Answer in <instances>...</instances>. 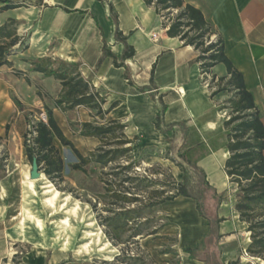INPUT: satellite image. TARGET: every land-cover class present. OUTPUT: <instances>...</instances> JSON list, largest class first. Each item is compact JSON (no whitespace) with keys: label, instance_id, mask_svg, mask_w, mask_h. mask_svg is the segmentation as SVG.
Masks as SVG:
<instances>
[{"label":"crops","instance_id":"0c3cea01","mask_svg":"<svg viewBox=\"0 0 264 264\" xmlns=\"http://www.w3.org/2000/svg\"><path fill=\"white\" fill-rule=\"evenodd\" d=\"M25 1V6L0 13V25L8 19L19 21L16 35L26 44L21 49L16 43L12 47L14 53L8 57L9 64L0 66V143L6 151L0 171V196L6 202L5 208L0 207V264H50L49 257L46 260L49 250L41 244L35 243L22 253L18 251L21 241L29 239L12 231L16 216L10 214L9 208L17 195L22 196L24 182L29 191L35 192V180L28 178L30 169H26V163L31 161L23 140L32 108L43 105L50 110L62 133L83 156L92 152L99 140L80 135L81 123L120 122L124 124L125 136L134 141L131 150L134 154L136 151L138 158L145 148L160 149L165 145L164 135L154 126L156 100L151 99L147 91L136 88L146 85L151 74L158 93H166L168 100L164 124L183 121L187 129L193 125L201 133L195 144L187 146L192 147V158L222 198L216 208L217 216L222 218L218 226L222 235L220 260L224 264L235 260L239 264H264L261 258L246 252L249 231L234 211L235 187L224 172L228 156L226 141L220 145L216 142L221 116L213 111L214 103L195 61L197 51L190 45H182L177 37L167 36L161 17L143 0ZM184 1L198 8L214 33L220 35L224 52L242 73L244 85L264 125V0ZM109 5L116 14V22ZM116 31L121 32V36L126 37L125 43L134 49V55L124 62L135 85L127 82L124 67L114 66L112 57L102 55L105 43L119 61L125 43L118 39ZM43 56L78 61L82 76L104 97L103 112L94 114L85 106L62 111L56 106L54 100L61 90L59 81L28 70L31 61ZM99 58L101 62L95 67ZM211 74L216 78L226 76V68L218 63ZM113 102L117 104L107 110ZM179 140L180 143L184 140L182 135ZM52 143L64 164L61 150H70L69 147L62 145L55 136ZM5 160L10 165H20L8 173ZM151 160L146 159L147 162ZM157 161L169 165L178 182L176 166L172 163L170 166L166 158ZM76 162L74 155L71 164ZM38 166L42 170L41 165ZM151 214L156 221V233L138 238L142 255L154 264H202L183 251L200 243L208 232V225L199 215L193 198L179 195L154 207Z\"/></svg>","mask_w":264,"mask_h":264},{"label":"trees","instance_id":"16d2710c","mask_svg":"<svg viewBox=\"0 0 264 264\" xmlns=\"http://www.w3.org/2000/svg\"><path fill=\"white\" fill-rule=\"evenodd\" d=\"M143 2L146 6L153 7L156 14L162 18V27L166 29L167 36L177 37L182 45H190L197 51L195 61L198 63L202 79L210 77V82L215 85L210 96L224 90L233 92V98L229 100L232 110L229 117L222 122L223 128L227 131L225 147L228 151L224 172L228 181L235 187L234 211L239 220L246 223L249 231L250 243L246 247V252L264 261V125L252 95L244 85L242 73L228 59L220 35L214 33L198 8L184 0H143ZM25 3V0H0V13L25 6ZM109 10L116 22L117 17L111 5ZM18 23V20L8 19L0 25V66L9 64L8 57L14 53L12 47L16 43L21 49L26 47L24 41L16 35ZM116 35L125 43L126 37L121 36V32L116 31ZM212 35H214L213 39H211ZM102 55L112 57L114 66L124 67L127 82L135 85L124 62L134 55L132 46L125 43L124 51L117 61L116 56L104 43ZM100 62L101 58L98 59L95 67ZM218 63L225 66L226 76L216 78L211 74L212 68ZM79 68L78 61L43 56L31 61L28 70L52 76L59 81L61 90L54 103L62 111L85 106L94 114L102 113L104 97L99 95L88 78L82 76ZM136 88L141 92L147 91L150 98L156 100L154 126L164 136L173 132L175 126L184 133L187 131L183 121L164 124L163 115L168 100L165 98L166 93H158L152 74L146 85ZM116 104L117 102H113L107 110ZM46 112L47 123L36 124L34 146L25 145L29 160L35 158L53 184L61 182L63 160L52 143V137L55 136L62 145L69 147L77 158V162L71 164V169L85 173L84 166L87 163L94 162L100 165L98 180L102 184L103 193L99 195L98 203L101 202L102 206L97 207V202H90L91 207L96 212L97 223L107 239L115 246H124L120 248L121 253L115 255L113 260L68 257L58 264H143L142 256L131 253L129 245L136 244L137 239L143 235L155 234L156 227L152 225L150 217L152 209L179 195L195 200L199 215L208 225V232L201 242L186 247L183 251L190 257L202 261V264H224L220 260L219 241L222 235L218 228L222 218L216 214V208L222 198L208 183L203 170L192 158L191 146L184 147L179 153V158L187 168L182 163L176 162L182 171L181 181H173L171 189H167L166 181L152 178L151 174L147 173L149 169H145L144 173L136 170L140 162L131 153L132 140L125 136L124 124L117 121H109L105 124L81 123L80 135L93 136L99 140V145L87 156H83L72 141L62 133L51 111L46 110ZM4 158L5 156L0 155V171L3 169ZM106 167L108 170L104 169ZM193 175H197L198 178L197 192L192 191ZM48 257L49 251L46 252V260ZM226 264H239V262L235 260Z\"/></svg>","mask_w":264,"mask_h":264},{"label":"rangeland","instance_id":"374dc122","mask_svg":"<svg viewBox=\"0 0 264 264\" xmlns=\"http://www.w3.org/2000/svg\"><path fill=\"white\" fill-rule=\"evenodd\" d=\"M32 2L38 3V0ZM203 82L207 83L206 87L208 92L211 93L215 85L210 82V77L203 80ZM231 98H233V92L227 90L210 96L214 103V113L221 116V129L218 133L219 135L216 136L219 139L216 141L218 145L225 142L227 138V131L223 128L222 122L229 117L232 110L229 102ZM39 107L46 109L43 105ZM39 107H33L30 112L38 110ZM181 135L184 139L182 143L179 140ZM200 136L201 133L194 129L193 125L185 133L176 126L173 132H169L164 136L165 145L163 148H145L138 158H136V151L134 154L131 150L134 158L140 162L136 166V170L144 173L145 169H149L147 173H150L152 178L166 181V184H168L167 189H171L172 182L177 181L172 175L169 165H162L157 160L168 159V164L172 163L173 166H176L178 170L176 172H179L177 173V179L181 181L182 171L176 165V162L182 163L186 168L187 166L179 158V153L185 146L195 144ZM132 143L130 144L131 148H133ZM5 154L6 151L0 143V155L5 156ZM61 155L64 158L61 182L56 185L53 184L46 177L43 170H40L42 176L40 179L35 180V192L29 191L24 182V185H22L23 191L21 190L22 196L17 195L14 201L10 203V214L13 213L12 215L16 216L13 219L14 226L12 231L14 234L17 231L23 239H29L21 241L18 251L22 253L35 243L41 244L45 250H49L50 264H58L68 257L74 259L98 258L113 260L115 255L121 253L120 248H124V246H115L107 239L101 226L97 223L96 212L91 207V203L94 202H97V207L102 206L101 202L98 203L100 200L98 197L103 193L102 184L98 180L101 166L94 162H89L84 166L86 170L84 173L71 169V161L74 158L71 150L65 148L61 150ZM148 158L152 160L147 162L146 159ZM5 163L8 173L15 169L17 165H20L17 163L10 165L8 160H5ZM30 166L31 162H27L26 169L29 170ZM104 169L108 170L107 167ZM188 174H190L189 171ZM191 183L193 185L192 191L197 192V175L191 177ZM17 185L18 182L15 187ZM16 191L18 192L19 189ZM55 191H57L55 197L58 196L54 198V204L51 205L47 201V197H50ZM169 192L170 190H168ZM1 206L5 208L6 202L0 196ZM12 207L15 210L12 211ZM3 215H6V211ZM150 215L152 214L150 213ZM151 218L152 225L156 226L154 217ZM17 220L19 221L16 222ZM129 249H131V253L142 256L143 264H154L146 255L140 253L138 241L136 244L129 245ZM18 256H20L19 253Z\"/></svg>","mask_w":264,"mask_h":264},{"label":"built area","instance_id":"2783aa9c","mask_svg":"<svg viewBox=\"0 0 264 264\" xmlns=\"http://www.w3.org/2000/svg\"><path fill=\"white\" fill-rule=\"evenodd\" d=\"M155 35L153 34V38ZM214 38V35L211 36V39ZM207 86V83H205ZM29 119L26 122V128L23 136L25 145L34 146V137L37 134L36 124L37 123H47V112L43 107H39L38 110L30 112ZM247 254V253H245Z\"/></svg>","mask_w":264,"mask_h":264},{"label":"water","instance_id":"95a60500","mask_svg":"<svg viewBox=\"0 0 264 264\" xmlns=\"http://www.w3.org/2000/svg\"><path fill=\"white\" fill-rule=\"evenodd\" d=\"M40 167L37 164V161L35 158H33L31 160V168H30V172H29V178L31 180H36L38 178H40L41 173H40Z\"/></svg>","mask_w":264,"mask_h":264},{"label":"bare ground","instance_id":"6f19581e","mask_svg":"<svg viewBox=\"0 0 264 264\" xmlns=\"http://www.w3.org/2000/svg\"><path fill=\"white\" fill-rule=\"evenodd\" d=\"M48 191H50V190H48ZM56 192H57V191L53 192L52 195H51L50 197H47V201H48L50 204H53L54 198H56V197L58 196V195H57V196L55 197Z\"/></svg>","mask_w":264,"mask_h":264}]
</instances>
